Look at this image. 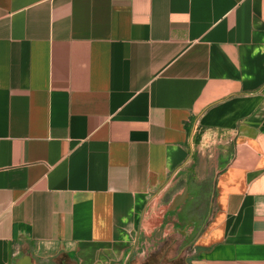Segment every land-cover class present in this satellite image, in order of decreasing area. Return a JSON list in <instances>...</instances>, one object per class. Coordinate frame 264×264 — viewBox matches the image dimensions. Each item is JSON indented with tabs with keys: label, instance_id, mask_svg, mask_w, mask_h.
Returning <instances> with one entry per match:
<instances>
[{
	"label": "crops",
	"instance_id": "0c3cea01",
	"mask_svg": "<svg viewBox=\"0 0 264 264\" xmlns=\"http://www.w3.org/2000/svg\"><path fill=\"white\" fill-rule=\"evenodd\" d=\"M161 203L264 264V0H0V264H128Z\"/></svg>",
	"mask_w": 264,
	"mask_h": 264
},
{
	"label": "rangeland",
	"instance_id": "374dc122",
	"mask_svg": "<svg viewBox=\"0 0 264 264\" xmlns=\"http://www.w3.org/2000/svg\"><path fill=\"white\" fill-rule=\"evenodd\" d=\"M151 207L154 212H159V216L155 215L154 219L149 217V221L144 222L139 251L134 254L133 260L128 264H188L191 248L188 246L187 239L177 235L167 219L161 220L160 215L163 214L164 208L162 203L151 205ZM56 264L67 263L57 262Z\"/></svg>",
	"mask_w": 264,
	"mask_h": 264
},
{
	"label": "trees",
	"instance_id": "16d2710c",
	"mask_svg": "<svg viewBox=\"0 0 264 264\" xmlns=\"http://www.w3.org/2000/svg\"><path fill=\"white\" fill-rule=\"evenodd\" d=\"M133 258H134V255L131 256V258H130V260H129V263H130V261L133 260ZM52 261H55V259H53Z\"/></svg>",
	"mask_w": 264,
	"mask_h": 264
},
{
	"label": "water",
	"instance_id": "95a60500",
	"mask_svg": "<svg viewBox=\"0 0 264 264\" xmlns=\"http://www.w3.org/2000/svg\"><path fill=\"white\" fill-rule=\"evenodd\" d=\"M27 264H33L31 259H27Z\"/></svg>",
	"mask_w": 264,
	"mask_h": 264
}]
</instances>
